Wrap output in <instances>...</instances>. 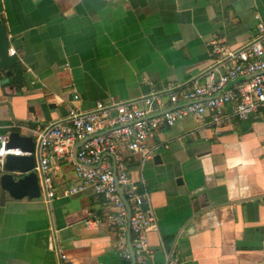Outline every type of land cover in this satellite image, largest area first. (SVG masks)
<instances>
[{"label": "crops", "instance_id": "obj_1", "mask_svg": "<svg viewBox=\"0 0 264 264\" xmlns=\"http://www.w3.org/2000/svg\"><path fill=\"white\" fill-rule=\"evenodd\" d=\"M0 20L17 60L0 85V134L35 142L72 108L134 100L149 84L180 96L209 67L211 42L238 48L255 36L264 0H0ZM170 108L163 97L159 113ZM78 145L52 165L51 204L0 187V264H58V250L75 264H131L116 249L107 202L90 191L63 196L76 184ZM146 145L148 158L119 152L150 196L153 260L163 262V243L184 264H264V110L219 128L185 118Z\"/></svg>", "mask_w": 264, "mask_h": 264}, {"label": "built area", "instance_id": "obj_2", "mask_svg": "<svg viewBox=\"0 0 264 264\" xmlns=\"http://www.w3.org/2000/svg\"><path fill=\"white\" fill-rule=\"evenodd\" d=\"M9 56H14V51L10 50ZM209 59L207 70L190 80L189 88L180 96L176 86L157 89L149 84L147 95L116 104L97 102L88 111L72 108L65 118L36 132L34 172L48 205L58 195L53 186L52 165L71 155L73 147L83 142L75 153L76 184L63 196L90 191L107 202L112 213L106 223L116 229L115 246L125 262L158 264L148 244L149 233L158 228L149 193L130 180L120 149L148 158L151 152L146 143L153 133L171 128L185 118L208 117L209 125L219 128L232 119L248 121L264 110V25H258L255 36L238 48L211 42ZM240 79L246 80L235 84ZM165 96L173 109L159 114ZM181 101L184 105H179ZM29 155L9 148L8 137L0 134V170L7 156ZM160 251V264H184L173 245L166 247L161 243ZM57 253L58 264H75L62 251Z\"/></svg>", "mask_w": 264, "mask_h": 264}, {"label": "water", "instance_id": "obj_3", "mask_svg": "<svg viewBox=\"0 0 264 264\" xmlns=\"http://www.w3.org/2000/svg\"><path fill=\"white\" fill-rule=\"evenodd\" d=\"M10 47L11 41L8 38L2 21L0 20V72L4 73V80L0 83L1 86H7L10 84L11 78L13 77V67L17 64L16 57L9 56ZM244 80L246 79H240L235 84ZM172 109L173 108H170L168 110ZM161 113H163V111L159 114ZM82 143L83 142L79 143L76 151ZM8 147L20 149L22 152L31 155L21 157L7 156L5 158L4 165L0 170V187L2 191L6 192L10 197L16 200L23 198H28L30 200L39 199L41 197V192L37 174L34 172L35 158L32 155L35 142L31 137L21 136L14 132L8 135ZM126 207L129 212L127 204ZM131 264H134V260H132Z\"/></svg>", "mask_w": 264, "mask_h": 264}, {"label": "trees", "instance_id": "obj_4", "mask_svg": "<svg viewBox=\"0 0 264 264\" xmlns=\"http://www.w3.org/2000/svg\"><path fill=\"white\" fill-rule=\"evenodd\" d=\"M17 74L20 75V70H19V72L17 71ZM18 75H17V76H18ZM15 80H16V79H15Z\"/></svg>", "mask_w": 264, "mask_h": 264}]
</instances>
